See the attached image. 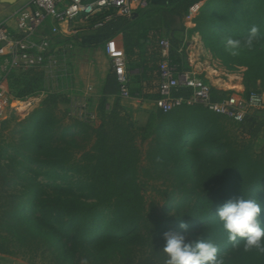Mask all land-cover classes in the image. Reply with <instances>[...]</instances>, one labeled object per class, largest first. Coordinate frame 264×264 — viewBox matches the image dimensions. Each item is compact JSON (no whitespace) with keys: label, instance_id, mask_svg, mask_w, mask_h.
<instances>
[{"label":"trees","instance_id":"1","mask_svg":"<svg viewBox=\"0 0 264 264\" xmlns=\"http://www.w3.org/2000/svg\"><path fill=\"white\" fill-rule=\"evenodd\" d=\"M204 1L174 0L159 9L158 19L148 10L107 21L111 12L95 16L99 21L93 25L102 23L97 33L108 40L121 37L128 72L139 73V87L130 83L133 96L151 103L160 99L164 39L170 43L172 64L190 70L178 53L179 42L172 39L175 31L168 18L181 21ZM195 22L205 41L213 37L221 47L246 55L244 79L264 82V0H210ZM253 27L258 29L255 34ZM164 32L170 39L163 38ZM229 39L238 46H229ZM33 77L43 79L36 71L12 75L9 88L21 100L33 97L35 90L17 84L19 78ZM153 86L157 93L146 95ZM49 94L29 118L19 143L4 144L8 121L0 124V255L31 262L47 256L53 264H165L163 234L175 231L188 241L214 243L220 264H264V252L230 242L216 217L218 206L244 197L257 199L264 221V192L256 195L264 186V152L255 153L251 141L238 142V137L253 141L264 134L261 111L235 125L202 106L185 105L169 113L150 111L136 122L120 105L112 71L94 121L73 120L62 127L67 111L60 117V96ZM110 95L116 96L112 106ZM190 95L189 89L176 92L183 98ZM230 97L229 91L212 89L214 102ZM148 139L144 156L139 142ZM191 170L195 176L189 187L185 178ZM150 182L151 191L164 202L161 207L154 201L148 206L145 187ZM173 199L175 206L170 207ZM181 223L187 225L186 232Z\"/></svg>","mask_w":264,"mask_h":264},{"label":"built area","instance_id":"2","mask_svg":"<svg viewBox=\"0 0 264 264\" xmlns=\"http://www.w3.org/2000/svg\"><path fill=\"white\" fill-rule=\"evenodd\" d=\"M149 3L150 0H29L28 5L16 14V30L0 25V60L6 62L4 73L0 77V124L6 120V114L13 109L14 103L25 101L19 99L9 88L12 75L28 71L40 73L49 71L52 76L53 57L42 52H34L29 46L31 39L38 35L46 22L51 20L58 26L78 21L88 23L104 12L112 13L105 21L114 15L131 18L134 13L147 10ZM196 9L195 6L191 10ZM101 26L102 23L95 25L96 28ZM57 32L54 29V33ZM44 46L47 44H43ZM160 47L163 58L158 84L160 99L155 103L162 112L169 113L185 105H199L239 125L251 112L264 110V93L252 92L247 98L237 95L214 102L212 100L214 87L209 80L192 70H180L178 65L172 64L168 40H162ZM106 54L119 85V98L141 99L130 92L131 73L128 72L123 49L116 41L110 40L106 45ZM181 89L191 90V95L188 98L176 96V92ZM95 118L96 115L90 111L87 97L71 102V107L67 111V119L92 122Z\"/></svg>","mask_w":264,"mask_h":264},{"label":"rangeland","instance_id":"3","mask_svg":"<svg viewBox=\"0 0 264 264\" xmlns=\"http://www.w3.org/2000/svg\"><path fill=\"white\" fill-rule=\"evenodd\" d=\"M210 0H205L198 9L195 11H190V15L183 20H179L177 18H168V22L170 23V30L175 31V35L172 39L179 42V49L178 53L179 55L183 56V60L185 62L184 65L188 67L190 70L195 71L198 74L203 75L206 77L211 85L214 88H218L220 90L229 91L231 92V96H237L242 95L245 92H256V91H264V82L261 81H254V80H247L244 79L245 73L247 71V68L244 66V64L248 61L245 56L238 54H233L230 48L227 45H223L222 47L217 44L215 39L212 37L209 40L205 41L204 36H201L199 31L196 29V19L200 16L202 13V10L205 8L207 3ZM148 13H153V16L158 19L160 17L161 12L159 9H150L148 10ZM166 19V18H165ZM150 15L148 14L145 17L146 24L150 21ZM99 21V18H93L88 23H91L93 26V22ZM167 21V20H166ZM149 25V24H147ZM170 32V31H169ZM163 38H169V36H165V32L162 33ZM199 37V40L194 39ZM227 41V39H224ZM97 55V52H99L98 49L94 51ZM97 57H94V64L99 65V61L96 59ZM109 61H107V69L110 68ZM89 69V66H87V63L84 62L82 73L85 75V70ZM110 70V69H109ZM110 71L109 73H111ZM131 73V85L133 87H139V83H137L136 77L139 74L138 71L133 70ZM75 77V76H74ZM33 80H23L22 78L18 79V86L19 89H26L29 91L35 90V93L45 92L46 94L42 97H31L29 99H26L25 101H22V103H14L13 109L9 110L6 114V121H8L7 128L5 129L3 133L2 140L4 141V144H11V143H19L23 137L26 134V131L28 130V124H29V118L31 115L39 109L45 99L47 98L49 93H55L60 96V106H57V113L61 117V115H64L66 111L69 110L71 107V102L74 103L76 101H80L83 98H85L84 95H81L78 91H74L71 94H65L64 90H72L75 86V79L73 76L71 77L69 73H67V77L60 76H43V79L37 80V77H33ZM72 79V81H70ZM79 82L84 83L85 76H80ZM58 85V87H57ZM142 85V84H141ZM56 86V87H55ZM27 87V88H26ZM59 88L58 91H53V88ZM35 88V89H34ZM148 90L145 91L146 95L156 94L157 93V87L153 86L148 87ZM37 95V94H36ZM100 96V95H99ZM141 98V97H140ZM143 98V97H142ZM148 102V101H146ZM151 108L149 110H145V116L141 120H145L149 114L150 111L158 110L159 107L156 103H151ZM18 104V105H17ZM20 104H24L25 106L22 108ZM99 104V103H98ZM63 105V106H62ZM90 111L92 109L90 108ZM261 111V113L259 112ZM259 112L258 117L259 121H261V126L264 127V110H257ZM73 120L71 119H65L62 122V127H66L72 123ZM139 121V120H138ZM137 122V121H136ZM225 124L229 131L237 136L235 129L233 128L232 124L229 121H225ZM234 136V137H235ZM245 139V140H244ZM151 141V139H148V141L144 143H140L141 148L143 150L144 156L146 155L147 149H148V143ZM248 142L251 141L253 143V149L255 153H262L264 152V134H261L257 139L255 140H249L247 137H238V142ZM147 162L144 160L142 162V166H146ZM194 171L191 170L190 174L185 178L187 185L191 186V181L194 179ZM152 183H147V187H145L146 193L145 197L148 201V206L151 204L152 201L158 203V206L161 207L164 202L161 198L156 196V193L151 191V185ZM264 192V186L257 191V194H261ZM174 199L170 203V207H174ZM6 261L3 264H53V261L50 257H40L35 262H31L28 259H22L20 257H11L6 256ZM106 264H115V261H111Z\"/></svg>","mask_w":264,"mask_h":264},{"label":"crops","instance_id":"4","mask_svg":"<svg viewBox=\"0 0 264 264\" xmlns=\"http://www.w3.org/2000/svg\"><path fill=\"white\" fill-rule=\"evenodd\" d=\"M174 0H150L147 10L161 9L170 5ZM29 3V0H0V25H6L10 29H17L16 14L24 9ZM202 4V3H201ZM197 5L200 7V5ZM192 11V10H191ZM101 23V22H99ZM94 24V22H93ZM98 24V23H96ZM95 24V25H96ZM91 23L74 22L71 24L56 25L53 21L49 20L44 24V27L38 35L31 39L29 43L30 48L34 52H42L46 56L53 57L52 76L67 77V73L75 79V86L72 90H64L65 94H71L78 91L89 100V106L92 109L91 113L97 116V107L101 93L107 83L109 72L113 71L111 62L106 54V45L108 38L103 34H98L97 30L100 27H95ZM54 29L58 32L54 33ZM199 40L198 38H195ZM121 47V37L113 39ZM47 46L43 47V44ZM43 48V49H41ZM98 49L97 55L94 51ZM99 61V65L94 64V57ZM107 61H109L110 68L107 69ZM87 63L89 69L85 70L83 75V65ZM6 62L0 60V77L4 73ZM110 69V70H109ZM49 71L46 73L41 72L42 76H50ZM195 72V71H194ZM75 76V77H74ZM80 76H85V81L81 85L79 82ZM30 79V78H28ZM72 81V79H70ZM56 87V86H55ZM53 88V91H58L59 88ZM58 87V85H57ZM45 92L37 93L33 97H42ZM100 95V96H99ZM108 105L112 106L116 96L110 95L107 97ZM120 105L131 115L134 121L144 118L145 110L151 108V104L142 99H122ZM63 106V105H62ZM59 107H61L59 105ZM6 256L0 255V264L6 261Z\"/></svg>","mask_w":264,"mask_h":264},{"label":"clouds","instance_id":"5","mask_svg":"<svg viewBox=\"0 0 264 264\" xmlns=\"http://www.w3.org/2000/svg\"><path fill=\"white\" fill-rule=\"evenodd\" d=\"M258 31L253 27L251 32ZM252 38L247 40L251 46ZM239 42L228 40V45L235 48ZM235 54V53H233ZM262 206L256 198H238L218 206L216 217L228 240L234 244L243 243L245 250L257 249L264 252V221L260 219ZM185 232L187 225L180 224ZM165 241L162 252L166 254L165 264H220L217 246L203 238L188 241L186 236L175 231L163 234Z\"/></svg>","mask_w":264,"mask_h":264},{"label":"bare ground","instance_id":"6","mask_svg":"<svg viewBox=\"0 0 264 264\" xmlns=\"http://www.w3.org/2000/svg\"><path fill=\"white\" fill-rule=\"evenodd\" d=\"M18 105V104H17ZM20 106L23 108L25 105L24 104H20Z\"/></svg>","mask_w":264,"mask_h":264}]
</instances>
